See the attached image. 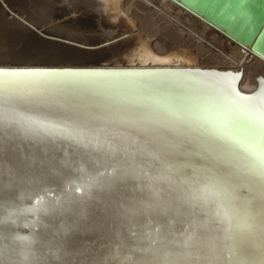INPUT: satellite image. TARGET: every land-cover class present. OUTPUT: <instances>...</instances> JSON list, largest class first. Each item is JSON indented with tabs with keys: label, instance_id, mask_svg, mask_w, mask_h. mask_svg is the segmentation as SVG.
Masks as SVG:
<instances>
[{
	"label": "bare ground",
	"instance_id": "obj_1",
	"mask_svg": "<svg viewBox=\"0 0 264 264\" xmlns=\"http://www.w3.org/2000/svg\"><path fill=\"white\" fill-rule=\"evenodd\" d=\"M4 2L40 25L79 12L77 18L60 22L48 32L77 41L80 38L84 44L93 46L101 40L118 38L137 29L139 35L122 45L120 50L113 49L119 44L106 50L113 49V53L109 52L111 55L108 53L112 61L148 63L135 68L147 70L95 72L139 75L91 77V80L135 81L148 85L167 81L163 91L172 95L192 90L215 97L233 91L245 96L256 95L257 99L264 96L261 92L264 60L191 14L175 0ZM139 11H143V15ZM158 13L165 16L161 17L165 22L163 27L158 24ZM8 15L0 2V60L91 61L102 60L106 55L100 49L82 52L53 42L34 40L19 20L15 17L7 19ZM167 17L184 24L189 37L187 32L178 30V26L180 34L176 33V26H170L173 22ZM167 33L168 36L163 38L162 35ZM203 73L209 75H201ZM150 92L156 94L157 89H145L137 95L147 96ZM59 102L68 107L13 102L5 103V107L27 111L44 121L76 126L91 123L94 127L105 128L106 133L101 135L107 134L109 139L123 134L129 152L132 151L131 141L140 138L138 131L122 126L119 121H93L92 117L104 115L103 109L88 107L75 96L60 98ZM113 143H120V139ZM104 156L92 145L78 143L55 131L7 124L0 128V264H160L157 250L161 246L133 235L122 214L128 201L116 193L114 178L117 174L112 169L126 162L131 164L129 153H111V158L105 159L101 167ZM198 159L196 157L192 162ZM184 160V157H178L179 162ZM67 187L81 191H65ZM161 188L160 196L166 202L169 186L163 184ZM238 194L247 196L248 191L240 189ZM39 196L44 197L40 204L37 203ZM178 210L192 209L185 204ZM197 218L206 220L204 216ZM208 235L212 233L209 231ZM181 240L182 237L177 235L176 243L168 246L167 264H232L222 243L207 240L202 246L184 249Z\"/></svg>",
	"mask_w": 264,
	"mask_h": 264
},
{
	"label": "snow or ice",
	"instance_id": "obj_2",
	"mask_svg": "<svg viewBox=\"0 0 264 264\" xmlns=\"http://www.w3.org/2000/svg\"><path fill=\"white\" fill-rule=\"evenodd\" d=\"M129 75L139 74L0 67V128L7 124L51 130L85 142L105 154L101 167L111 153H129L131 164L112 169L117 174L116 193L128 201L122 214L133 235L161 246L160 264H167L168 246L176 243L177 235L184 249L212 240L227 248L232 264H264V96L257 99L233 91L215 97L192 90L172 95L163 91L167 81L148 85L89 79ZM151 88L156 94L137 95ZM68 96L103 109L104 115L93 121L116 120L138 131L141 135L131 141L132 151L123 134L109 139L101 135L105 128L91 123L44 121L5 107L13 102L66 109L59 99ZM117 138L120 143L114 144ZM163 184L169 186L166 202L160 196ZM240 189H247L248 195L240 196ZM43 201L39 196L37 203ZM185 204L192 210L179 211Z\"/></svg>",
	"mask_w": 264,
	"mask_h": 264
},
{
	"label": "water",
	"instance_id": "obj_3",
	"mask_svg": "<svg viewBox=\"0 0 264 264\" xmlns=\"http://www.w3.org/2000/svg\"><path fill=\"white\" fill-rule=\"evenodd\" d=\"M181 7L189 11L194 16L203 20L205 23L221 31L227 37L237 41L239 44L247 47L250 53L255 54L264 60V0H175ZM2 6L9 13L7 19L15 17L19 20L31 34L32 38L37 41H48L55 44L74 48L82 52L102 50L105 57L102 60L91 61H66V60H43L36 58H26L25 60H0V67L14 69H36V70H52V71H117V70H147V68L135 69L139 66H147L148 63H139L136 61H112L110 51L120 50L126 42L132 41L139 35L137 29H132L128 33H124L118 38L111 40L105 39L98 44L89 45L82 41L65 37L48 29L63 22L69 18H76L79 12L70 13L64 17L58 18L47 24H38L36 21L30 20L25 14L19 13L8 7L4 0H0ZM121 18L122 16H118ZM119 22V19L117 20ZM115 24V23H114ZM112 50L111 45L115 46ZM119 48V49H118ZM183 49V48H182ZM110 55H109V54ZM175 64V63H174ZM173 64V65H174ZM151 64H149L150 66ZM176 65H179L178 63ZM134 68H129V67ZM163 70V69H162ZM110 173V170L108 171ZM77 191L75 188H65V191ZM24 231V230H23Z\"/></svg>",
	"mask_w": 264,
	"mask_h": 264
},
{
	"label": "rangeland",
	"instance_id": "obj_4",
	"mask_svg": "<svg viewBox=\"0 0 264 264\" xmlns=\"http://www.w3.org/2000/svg\"><path fill=\"white\" fill-rule=\"evenodd\" d=\"M140 12H141V11H139V14H140V15H143L144 12H143V11H142L141 13H140ZM62 13H64V11H63ZM63 15H64V14H63ZM64 16H66V15H64ZM64 16H63V17H64ZM163 16H164V15H163L162 13H160V14L158 13V18H157V20H158V24H159V25L161 24L162 27L165 25V24H164V23H165L164 20L161 18V17H163ZM164 17H165V16H164ZM76 18H77V17H76ZM170 19H171L170 17H169V19H168V17H167V20H169V21L172 20V22H173V24L171 23L170 26H172V27L176 26V27H174V28H176V30L178 29V28H177V26H178V27H179L178 30H182V31H184V32H187L186 35H188L187 37H189L188 28H187L184 24H182L181 22H177V21L174 20V19H171V20H170ZM73 20H74V19H72L71 22H73ZM72 24H75V23H72ZM136 27H138V26L136 25ZM174 30H175V29H174ZM176 30H175V32L178 33V34H180L179 31L177 30V31H178V32H177ZM166 36H168V33L162 35L163 38L166 37ZM85 37L87 38V36H85ZM85 37H84V38H85ZM195 38L198 39V37H197L196 35H195ZM77 39H79V40L81 41L80 38H77ZM199 40H200V39H199ZM202 42H203V41H202ZM203 43H205V42H203ZM205 44H206V43H205ZM206 45H207V44H206ZM192 49L194 50V48H192ZM139 260H140V258H139Z\"/></svg>",
	"mask_w": 264,
	"mask_h": 264
}]
</instances>
